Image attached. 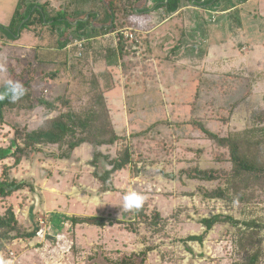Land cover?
Listing matches in <instances>:
<instances>
[{
	"label": "rangeland",
	"instance_id": "obj_1",
	"mask_svg": "<svg viewBox=\"0 0 264 264\" xmlns=\"http://www.w3.org/2000/svg\"><path fill=\"white\" fill-rule=\"evenodd\" d=\"M7 1L13 9L16 1ZM54 2L49 4L53 13L65 5L67 12L72 8L70 0ZM11 17V13L7 15L8 20ZM253 19L249 12L242 15L246 24H254ZM29 28L15 41L0 39V87L9 79L23 84L34 78L30 100L25 102L34 108L19 104L4 110L0 147H9L15 137L23 146L16 131L22 135L56 117L57 110L46 113L38 103L40 98L64 95L70 102L59 101V108L66 111L71 105L79 110L86 103V97L80 94L81 75L90 78L104 69L112 73L111 87L105 89L104 97L110 124L119 139L108 145L82 143L68 158L58 156L66 146L48 144L37 145V151L25 148L18 153L19 163L13 156L0 161V178L10 176L28 182L12 195L0 196L1 215L12 211L17 233L22 235L16 241H4L0 259L5 264H116L126 259V264H236L261 247L257 264H264V170L254 174L234 172L230 148L216 143L192 122L220 137L264 126V56L249 60L251 70L238 68L224 53L216 62L204 65L198 56L190 65L197 74L187 77L181 71L179 81L170 86L163 82L162 60L152 55L143 67L139 65L141 73L133 72L132 63L106 68L103 60L88 65L86 57L79 56L83 60L79 64L77 58L71 60L82 74L68 71L57 78H46L44 74L58 66L34 59L38 49L25 42L40 44L41 37H48V43L42 42L48 45L44 50L55 52L57 31L48 29L44 33L42 27H32L35 31L31 32L37 36L25 38ZM56 28L61 32L67 25L60 23ZM259 33L264 49V28ZM111 43L112 35L98 38L93 45L107 47ZM237 48L242 57L253 50L250 44ZM175 62L176 68L182 67ZM241 64L247 67L245 60ZM248 151H252L249 155L258 166H264V145ZM127 155L128 162L112 170L113 161ZM200 170L209 171L213 178H199ZM222 190L224 195L218 194ZM129 191L145 196L140 209H123V196ZM242 193L244 197L238 199ZM35 198L39 200L36 211L47 216L50 224L62 223V227L54 228L51 238L47 235L40 243L34 236H23L37 226L32 212L26 224L22 220L23 208L35 207L30 203ZM57 215L65 218L58 222ZM215 215L222 218L207 228L204 219ZM228 216L234 221L225 218ZM94 217L99 221H92ZM245 231L255 233L257 243L253 246L244 240L245 247L240 244ZM193 236L202 239H191ZM10 251H14V257Z\"/></svg>",
	"mask_w": 264,
	"mask_h": 264
},
{
	"label": "trees",
	"instance_id": "obj_2",
	"mask_svg": "<svg viewBox=\"0 0 264 264\" xmlns=\"http://www.w3.org/2000/svg\"><path fill=\"white\" fill-rule=\"evenodd\" d=\"M106 1H108V12L110 14V18L112 19V26L107 30V32H109L115 30L117 27V23H115L116 14L117 12L122 11V6L126 12L129 9L131 11L132 7L127 6V2H124L123 0H117V3L120 4H113L111 0ZM47 8V3L41 4L38 0H18L10 23L8 25H0V39L4 42L15 41L21 37L22 32L26 28H41L49 22H52V26L55 27L57 26V23H65L67 28L61 30V35L59 34L61 41L59 39V44H57L58 46L55 47V49H57L55 52H45L44 49L48 47V45L37 44L35 47L38 50H36V53L33 55L34 59L40 63H43V65L58 66L57 69L46 72L44 77L57 78L61 75V72L66 74L68 71H78V73L82 74V70H78L77 65L79 62L83 61L82 58L85 57L86 63L88 65H90V63H96L102 60L105 62L104 66L106 68L119 65L120 58L124 56L125 46V41H123L121 37L118 39L117 47H113L111 45L107 47H103V45L100 47H95L93 44L98 41V38L104 37V34L107 32H104V30H99L93 25L89 26V20L81 19L76 25H74L73 22L78 20V18L72 17V15L66 11L67 9L60 11L57 10L56 13H52V15H50ZM69 28L74 29L76 32L74 34L76 38L87 39V46L89 47L88 49L92 53H89V51H84V54L81 58L78 56L77 49H75L76 47H72L68 52L61 49L65 45V42L68 41V39L63 41V37L65 32H67L66 30ZM76 58L78 60V64L71 60ZM122 64L125 65V61H123ZM111 74L112 73L109 70L104 69V71H102L100 74H94L90 78H87V76L84 74L81 75L82 83L80 94L86 97V103L82 105V107L77 111L71 105H69V109L66 111L59 108V101H63V103L68 102L67 104L70 102L67 99L65 100L64 95H56L52 99L40 98L38 103L42 104L46 108V113L57 110L56 117L48 119L36 129L25 130L24 134L22 135L16 131L18 136H20L24 141L23 146L18 142V138L15 137L9 147H0V161L7 157L13 156L15 157V163H19L21 161V156H19L18 153L22 154L25 152V148H30V150L37 151V145L44 146L48 144H58L59 146H66L58 156L68 158L72 150L82 143L91 142L94 145L114 144L119 139V135H117L114 128L110 124V117L108 115V108L104 97L105 89H110L111 87ZM98 75L102 77L105 82L104 84L101 83L100 77ZM33 81L34 78L30 77L25 83H23L27 89V93L17 102L11 103L8 99L0 101V120L3 119L4 110L7 107L13 108L14 106H19V104H22V108L24 107L25 109L27 108L29 110L34 108L33 104L25 103L29 102L30 100L31 94L29 88L32 86ZM5 85L6 83L0 87V92L4 90ZM192 122L201 127L211 139L215 140L216 143L230 148L232 161L235 163L234 167H236V171L234 172L240 174L241 171L245 174H254L258 171L264 170L263 165L258 166L257 163H255V160L250 157L249 153L252 151H248L252 150L254 146L264 145V126H255L253 129L239 131L220 137L216 133L211 132L205 126L200 125L195 121ZM128 157L129 156L127 155L126 159L114 160L112 163V170L122 168L128 162ZM207 173H209V171L200 170L198 177L213 178L211 173ZM201 174L204 175L202 176ZM27 183L28 182L26 180H17L11 178L10 176L5 179L0 178V196L8 197L15 191L24 188ZM217 193L213 194L217 195ZM218 194L224 195V191L222 190ZM237 197L238 199H242L244 194L242 193L241 195H237ZM220 218H222V215H215L211 219H204V223L206 224L207 228H210L214 222ZM225 218L234 221L231 216ZM73 220L78 221L79 219L73 218ZM91 220L96 222L99 221V218L94 217ZM17 230V220L15 219L14 213L10 210L7 215H1L0 213V249L3 248L5 240L10 241L22 236L20 233H17ZM34 234L35 231L23 234V236L26 235L28 237H33ZM255 236L256 235L253 231H250L249 233L246 232L245 236L241 237L240 244L245 247L243 243L244 240L247 242L246 244H251L253 246L254 243H257ZM191 239L201 240L202 237L193 236ZM261 251H263V248L259 247L257 251L249 254L245 259L236 264H257ZM126 260L120 262L117 261L116 264H126ZM128 264H133V262H129Z\"/></svg>",
	"mask_w": 264,
	"mask_h": 264
},
{
	"label": "crops",
	"instance_id": "obj_3",
	"mask_svg": "<svg viewBox=\"0 0 264 264\" xmlns=\"http://www.w3.org/2000/svg\"><path fill=\"white\" fill-rule=\"evenodd\" d=\"M15 1L16 4L12 9L7 0H0V25H8L10 23L11 19L8 20L7 15L11 13L13 16L18 3V0ZM46 1L44 0L43 3ZM49 1L46 2L47 9L49 10V14L52 15L54 11H51L49 4L55 2L54 0ZM70 1L72 2V8L68 13L72 17L78 18V20L73 22L74 25L82 19L89 20V26L93 25L99 30H104V32H107L112 26V19L108 12V1ZM111 1L113 4H120L117 3V0ZM123 1L127 2V6L132 7V10L117 12L121 14V17H116L115 23H117V27L115 30L120 27L131 26L138 30L149 32L147 40L148 50L150 55L155 57V59L157 57L159 60H162L160 62V71H162L163 82L166 86H170L172 82L179 81L181 71L186 72L187 77L196 75V71L190 68V65L193 61L198 60L196 59L198 56H200V61L204 65L208 61L216 62L220 58L219 56L224 53L225 56L230 55L229 60H233L234 64L239 66L238 68L243 67L246 70H251L250 67L252 65L249 64V60H256L264 56L263 45L259 43L263 38L259 30L264 28V0H199L201 2L197 0ZM40 3L43 4L42 2ZM66 6L59 7L58 11L66 9ZM245 11L254 17V24H246L243 22L242 15H244ZM213 15L216 17L215 21H211ZM44 26L46 27H42L44 29L42 32L44 33L48 29H56L58 35L56 41L59 44L61 32L60 29L56 28L59 24L55 27L52 26V22H49ZM115 30L104 34L105 37L112 35L114 43L110 45L113 47H116L118 39V37L115 38L113 33ZM29 31V33L27 32L28 34L24 35L25 38H28L31 34L36 35L35 32H31L35 31L32 27L29 28ZM66 31H64L65 34L63 33V41L65 39H68V41L65 42V45L61 48L62 50L68 52L72 47H76L73 45L75 40L85 39V52L89 51L86 38L74 37L73 34L76 32L73 28H69ZM71 32L73 33L72 35ZM41 40L42 42L46 40L48 43V37H41ZM42 42L37 44L42 45ZM35 44L34 40L25 42L26 46L28 45L30 48L37 49L35 48L37 44ZM241 44H250L253 50L242 57V53L237 48ZM208 56L210 57L209 59L207 58ZM243 60H245L246 68L241 64ZM122 61L123 59L121 57L120 63ZM175 61H179L182 67L176 68L177 64H175ZM233 68L232 66L229 70ZM252 73L249 72V75ZM238 87L241 88V86ZM31 212L36 215L35 213L38 211H36V207L31 206L28 217ZM58 217L60 216L57 215L58 222H61L64 216L62 218ZM22 220L26 224V219L22 218ZM54 225L50 224L49 238L55 233L56 230H53L57 225L62 227V223L60 225L59 223Z\"/></svg>",
	"mask_w": 264,
	"mask_h": 264
},
{
	"label": "built area",
	"instance_id": "obj_4",
	"mask_svg": "<svg viewBox=\"0 0 264 264\" xmlns=\"http://www.w3.org/2000/svg\"><path fill=\"white\" fill-rule=\"evenodd\" d=\"M49 1V0H47ZM53 1V0H51ZM212 21L216 20L215 15L211 18ZM115 38L118 37V39L121 37L123 41H125L124 46V56L122 57L123 61H125V64H134L135 68L133 72L137 71L138 73L142 72L141 67H143V63L150 59L151 55L148 50L147 46V40H148V33L147 31H141L136 28H133L131 26L127 27H120L117 28L114 32ZM118 39L116 42V47L118 43ZM85 39H77L73 42V45L76 46L78 56H82L85 51ZM154 60V59H152ZM122 61V62H123ZM119 63V68H123V64ZM139 65H142L141 67ZM45 93H48V90H44ZM31 204H34L36 209H38L39 200L38 198L32 199L30 201ZM28 206H25L22 211V216L25 219H28V213H29ZM35 214V222L37 226L34 228L33 231H35L34 239L36 242L40 243L43 240L46 239L47 235L50 231V222L47 219V216L43 215L42 212L39 213V210H37ZM17 239H14L13 241H16ZM10 255L12 257L15 256L14 251H10Z\"/></svg>",
	"mask_w": 264,
	"mask_h": 264
},
{
	"label": "clouds",
	"instance_id": "obj_5",
	"mask_svg": "<svg viewBox=\"0 0 264 264\" xmlns=\"http://www.w3.org/2000/svg\"><path fill=\"white\" fill-rule=\"evenodd\" d=\"M3 70V69H0ZM27 93L25 86L17 81L9 79L6 82L5 88L0 92V101L8 99L11 103H15L24 97ZM145 196L136 191H129L123 196V209L126 211L138 210L142 207ZM0 264H5V261L0 259Z\"/></svg>",
	"mask_w": 264,
	"mask_h": 264
}]
</instances>
